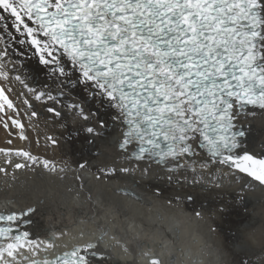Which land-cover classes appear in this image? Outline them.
<instances>
[{
    "label": "snow or ice",
    "instance_id": "obj_1",
    "mask_svg": "<svg viewBox=\"0 0 264 264\" xmlns=\"http://www.w3.org/2000/svg\"><path fill=\"white\" fill-rule=\"evenodd\" d=\"M7 19L11 23L0 29V113L7 106L18 114L7 94L13 91L7 85L16 81L36 101L50 102L45 109L50 117H64L60 105L88 124L93 113L81 103L60 99L65 96L61 84L73 83L61 59L65 57L85 91L93 90L89 95L103 97L115 109L113 119L123 126L117 147L131 149L125 159L168 165L169 173L199 169L213 180L216 173L235 172L264 186V149L257 154L244 141L246 118H254L257 110L264 113V0H0V22ZM10 29L24 37L21 46L30 45L40 64L49 66V74L57 77L54 86L36 89L21 75L12 76L16 64L11 58L17 53ZM23 103L31 117L41 115L29 100ZM7 120L26 140L20 119L8 114ZM3 126L9 128L6 121ZM84 130L97 133L91 125ZM46 139L58 143L53 136ZM0 154L3 165L17 170L29 164L13 157L56 171L51 161L23 148H0ZM0 173L7 174V167L0 166ZM34 211H0V222L6 225L0 227V264H105L99 247L108 235L103 229L94 234L95 242L72 244L49 258L47 252L58 247L54 241L59 237L37 241L19 230L21 223H31L27 217ZM142 256L146 264H165L160 256ZM168 259L171 264V253Z\"/></svg>",
    "mask_w": 264,
    "mask_h": 264
},
{
    "label": "bare ground",
    "instance_id": "obj_2",
    "mask_svg": "<svg viewBox=\"0 0 264 264\" xmlns=\"http://www.w3.org/2000/svg\"><path fill=\"white\" fill-rule=\"evenodd\" d=\"M10 23L11 19L0 22V29ZM10 30L16 36L12 48L17 53L11 58L16 64L12 76L21 75L36 89L54 86L57 77L49 74V66L40 64L30 45L19 44L24 37ZM61 59L73 83L61 84L65 96L60 99L81 103L94 116L85 124L57 105L64 117H50L45 110L50 102L36 101L19 82L7 85L13 89L7 94L19 112L5 106V112L0 113V148H23L51 161L56 171L13 157L15 162L29 164L17 170L3 165L0 154V166L7 167V174L0 173V211L34 207L27 217L30 225L22 230L37 241L59 237L54 241L58 247L47 252L49 258L69 250L72 244L95 242L94 234L103 229L108 235L99 247L105 252V264H146L144 252L160 256L165 264H169V253L171 264H264V186L235 172L226 176L216 173L213 180L211 174L201 175L199 169L196 173L188 169L169 173L168 165L125 159L131 149L122 152L117 147L123 126L113 119L115 109L103 97L89 95L93 90L86 92L67 58ZM25 99L41 113L38 118L31 117ZM8 114L20 119L26 140L20 139L21 130L11 126ZM246 119L244 141L259 154L264 149V113L257 110L254 118ZM5 121L8 129L3 126ZM90 125L96 127V134L84 130ZM47 136L58 143L52 145ZM121 167L134 171L122 173ZM109 168L115 171L109 172ZM145 168L149 170L145 172ZM105 244L110 246L105 248ZM121 245L129 248L130 257ZM177 247L182 252L176 251Z\"/></svg>",
    "mask_w": 264,
    "mask_h": 264
},
{
    "label": "rangeland",
    "instance_id": "obj_3",
    "mask_svg": "<svg viewBox=\"0 0 264 264\" xmlns=\"http://www.w3.org/2000/svg\"><path fill=\"white\" fill-rule=\"evenodd\" d=\"M32 214V213H31ZM29 216V215H28ZM30 225V224H29Z\"/></svg>",
    "mask_w": 264,
    "mask_h": 264
}]
</instances>
